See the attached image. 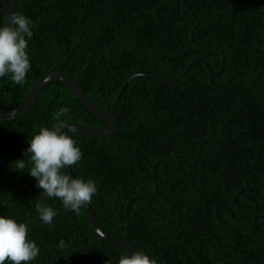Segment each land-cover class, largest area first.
I'll list each match as a JSON object with an SVG mask.
<instances>
[{"label": "trees", "instance_id": "16d2710c", "mask_svg": "<svg viewBox=\"0 0 264 264\" xmlns=\"http://www.w3.org/2000/svg\"><path fill=\"white\" fill-rule=\"evenodd\" d=\"M16 11L33 21L31 69L23 85L0 78L2 109L56 71L109 111L138 73L119 96L112 137L69 133L82 151L71 171L96 183L88 205L102 229L121 238L126 203L150 194L128 206L133 250L157 264H264V0H16ZM61 107L69 114L56 118ZM62 120L105 127L59 81L24 114L0 121V214L28 224L40 248L31 264H62L55 254L116 264L125 252L83 209L43 198L27 173V139ZM38 203L61 210L70 231L90 232V248L66 243L62 215L46 224Z\"/></svg>", "mask_w": 264, "mask_h": 264}, {"label": "clouds", "instance_id": "9594fccd", "mask_svg": "<svg viewBox=\"0 0 264 264\" xmlns=\"http://www.w3.org/2000/svg\"><path fill=\"white\" fill-rule=\"evenodd\" d=\"M32 25L33 21L29 16L17 11H12L0 21V78L7 76L17 85L25 83L31 69L27 45L33 36ZM68 114L69 108L61 107L55 117H65ZM74 131V127L63 131L59 125H55L41 126L34 132L27 139L26 151L30 158L27 173L35 178L37 187L43 190L39 195L45 199L57 198L65 209L78 212L92 201L97 186L92 179L73 176L65 171V168L71 169L82 158L80 147L69 134ZM15 163L17 169L26 166L24 159H17ZM36 211L38 218L46 224H51L57 215V210L46 203H38ZM91 228L94 229L92 226ZM39 253L36 241L28 237V224L0 214V264H5L6 261L9 264H31ZM116 264L157 262L146 251L137 249L119 256Z\"/></svg>", "mask_w": 264, "mask_h": 264}, {"label": "water", "instance_id": "95a60500", "mask_svg": "<svg viewBox=\"0 0 264 264\" xmlns=\"http://www.w3.org/2000/svg\"><path fill=\"white\" fill-rule=\"evenodd\" d=\"M12 11H16V0H3L2 21ZM135 75H138V73L132 74L123 82V84L121 85L120 89L118 90V92L114 98L111 109L109 111H105V110L101 109L100 107H98L97 105H95L87 97V95L82 90V88L80 87V85L78 84V82L75 78H73L72 76H69L65 73H62V72L51 71V72L41 76L33 84V86L30 88L29 92L25 96V98L17 106L10 108V109H2L0 107V121L11 120V119L17 118V117L21 116L22 114H24L31 107V105L34 103V101L36 100L40 91L42 90V88L47 83L52 82V81H59V82L63 83L64 85H66L74 93V95L76 96L78 101L81 103V105L93 117H95L96 119H98L99 121L104 123L105 127L99 128V127L90 126V125H86V124H82V123H77V122H73V121H69V120L59 121L55 125H59L61 130L69 129V127H74L75 131L80 132L82 134L89 135V136H93V137H98V138L112 137L118 130V124L116 121L114 110H115V107H116L117 102L119 100V96H120L123 88L129 82V80ZM179 77H177L176 79H178ZM155 80L158 82H166V83L173 81V80H160V79H155ZM65 171L68 172L70 175H73L70 168H65ZM152 196L153 195H150V194H138V195L131 197L125 205L126 216L128 217V206L133 199H137L139 197H148L149 198ZM81 208L83 209V211L87 215L91 226L94 228L96 233H98L101 236L102 239H104L110 245L115 246V247L119 248L120 250H123L124 252L133 251L132 244H131V241L129 238V232H128V226H129L128 220H127V229H126L124 237L123 238H112L99 225V223L96 220L94 213L92 212V210L88 206V204L81 207Z\"/></svg>", "mask_w": 264, "mask_h": 264}, {"label": "flooded vegetation", "instance_id": "af4514ba", "mask_svg": "<svg viewBox=\"0 0 264 264\" xmlns=\"http://www.w3.org/2000/svg\"><path fill=\"white\" fill-rule=\"evenodd\" d=\"M125 212V211H124ZM60 215H62V221L63 223H66L65 227L59 226L61 229L59 230V235L60 237H66V243L70 242V245H81L83 247V249L85 250V247L90 248V232L85 235V232H79L78 234H76V231H70V226L72 225L71 223L67 222V218L65 216V214L61 211L58 210L57 211V215L55 217H59ZM64 217L66 218V221H64ZM129 219V214L128 217L126 216V212H125V223L124 225H126V229H127V220ZM130 228V224L128 226V231ZM126 232V230H125ZM124 232V235H125ZM124 235L121 237L123 238ZM131 241V240H130ZM132 243V242H131ZM80 256L78 255H65V256H59V255H54V256H50L49 258L51 259H55L60 261L62 264H65V262L68 261H73V264H90V256L87 257V262L84 263L83 261L81 263H78V259ZM86 258V257H85ZM76 260V262H74ZM48 262V261H47ZM50 264V263H48Z\"/></svg>", "mask_w": 264, "mask_h": 264}]
</instances>
